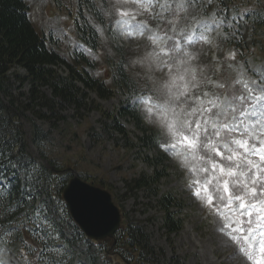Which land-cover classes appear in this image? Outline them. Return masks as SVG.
Segmentation results:
<instances>
[{
    "label": "rangeland",
    "instance_id": "obj_1",
    "mask_svg": "<svg viewBox=\"0 0 264 264\" xmlns=\"http://www.w3.org/2000/svg\"><path fill=\"white\" fill-rule=\"evenodd\" d=\"M26 1L34 28L39 33H44L45 36L51 34L53 40L56 39L60 42L59 48L62 51H69L76 43L72 14L74 12L73 5L79 6L78 4L76 6V0H58V3L53 0ZM173 1L174 4L180 2V0H167L168 3ZM160 2L163 4L165 0H160ZM263 2L264 0H261V3ZM62 4L65 5V8L58 9ZM114 4L115 0H106L105 15L117 17L110 32L107 29L98 31L99 47L94 53V57L90 58L95 65L96 77L111 83V70L107 67L106 62L115 55L112 46L117 48L123 46L126 62L129 65L128 74L131 76L132 82L135 83L134 87L128 88L126 93L119 89V91L115 90L114 95L103 100L93 92L89 93L87 107L79 111L67 103L56 104L53 115H50L46 108L39 109L37 106L33 109L28 105L23 110L20 108L23 111L20 112V120L25 131L27 153L40 165L47 168L56 166L65 172L68 179L77 175L88 183L107 190L122 214V222L127 218L142 226L150 238V244L154 250L164 255L159 259L161 264H172L173 260L179 261L180 264H251L239 253L238 246L227 235L231 228L226 229L225 232L220 231L224 224L229 222L225 218L228 216L229 209L220 205L218 201H214V206L210 210L201 198L193 194L194 188L189 186V182L199 179L201 183L196 187L202 188L203 182L207 178L206 174L199 171L200 161L195 159L193 154L180 144L175 150L162 147V151L167 156L164 164L168 166V175L160 179L158 195L155 191L134 189L128 186V183L142 174H152L153 169L148 164L146 156L149 158L156 156L157 149L144 150L139 147H130L131 142L136 141L134 134H140L133 120L120 118L122 125L129 132L126 138L106 127V124H111L107 118L108 113H115L120 107H129L134 110L135 114L142 115L143 126L158 132L165 145L173 143L174 141L170 137L162 135L156 117H153L151 122L149 121L145 104L136 103L133 98L140 96L156 100L158 97L164 96L162 85L170 78L169 69L166 66L158 67V64L166 62L172 64L173 72H175L179 62L187 61L181 67L195 71L194 83L197 85L196 88L190 87L189 94L195 89L200 92L205 84L202 76L209 74L210 61L205 59L207 55L204 53L203 56L199 48L202 47L203 50L205 43L214 44L216 36L221 31L220 24L219 26L212 25L207 30L198 27L193 29L192 26L196 25L197 21L216 20L213 12H210L205 16L194 18L191 25L186 28L177 29L176 36L181 45L189 44L187 34L195 33L194 39L190 43L192 50L166 61V58L161 56V48L164 49L169 37L161 36L158 31V26L161 27V24L157 23L160 16L151 18L150 22L149 19H143L146 14L141 13L137 16V20L146 24L144 33H134L129 36L116 24V20L120 17L113 7ZM160 5L158 11L162 15ZM119 7L124 10H133L136 5L129 3ZM164 13L166 14V12ZM173 30L172 27L170 31ZM201 33H203L204 39H199ZM154 34L159 37L155 42L150 38ZM255 39L261 40V44L260 41L259 44L255 43L257 47L253 51H249L251 56L246 57L247 68L239 61L236 62V59H230L235 56L231 52L228 53L229 58L225 59L229 65L238 63L231 64L230 67L233 68L237 81L247 93L245 84L255 87L252 84L253 81H257L261 87H264V79H262L264 77V31L257 30ZM245 44H250L248 38L245 40ZM157 54L159 60L156 58ZM214 59L216 60V58ZM57 71L59 74H64L65 67H58ZM17 73L25 75L24 69L21 68L17 69ZM11 83L13 84L12 94L18 97L22 106L29 104L30 84L28 82L21 84L13 75ZM208 85L209 83L206 84V87ZM217 85V81L211 82V86L216 87ZM41 93L47 98L51 97L50 89L46 87L41 88ZM209 95L211 94L209 93ZM226 99L230 98L227 97L221 101L217 107V113L223 107V102ZM205 106L204 100L191 102L189 99L185 104L182 98L181 106L176 110L182 113L191 111L192 108H199L203 112ZM217 113L215 118L210 121V125L213 120L217 119ZM39 115L45 116L40 117ZM32 123L39 126L45 136L39 146L33 140ZM209 130L211 131L210 128ZM221 148L223 149L222 144ZM213 158L220 161L218 156ZM162 193L171 194L184 204L180 212V216L184 219L183 227L177 234L170 236H167L162 228L163 213L158 202V196ZM206 195L201 191L202 197ZM56 212L59 216V211ZM241 219L246 220L247 217H241ZM11 239L12 243L10 244H0V260L5 264H23L20 257L21 247L19 243L18 245L16 243L18 238L14 234ZM65 251L72 258V263H67L65 260L67 264H87L86 246L83 243L76 244ZM68 255L65 259L68 258ZM115 261L118 262L116 258ZM98 264H103L101 258H99Z\"/></svg>",
    "mask_w": 264,
    "mask_h": 264
},
{
    "label": "trees",
    "instance_id": "obj_2",
    "mask_svg": "<svg viewBox=\"0 0 264 264\" xmlns=\"http://www.w3.org/2000/svg\"><path fill=\"white\" fill-rule=\"evenodd\" d=\"M53 2L58 3V0H53ZM76 3L79 6L73 5L75 11L72 14L77 46L64 52L59 48L60 42L56 39L53 40L51 34L45 36L44 33H39L34 28L26 0H0V149L5 152L11 151L13 159L19 154L21 158H31L36 163L35 159L30 157L26 151L25 131L20 120V112L23 111L20 108L23 110L31 106L33 109L37 106L39 109L46 108L50 115H53L56 104L67 103L79 111L87 107L89 93L93 92L99 99L103 100L113 95L114 88L124 90L135 85L127 73L126 53L122 47L112 46L115 55L106 62L107 67L111 70V83L96 77L94 62L86 55V52L88 53L87 49L94 52L98 50L99 34L97 28L108 30L113 21V16L105 15L107 11L106 0H77ZM217 3V13L224 22V30L228 37L223 38L221 42L229 38V40H235L230 43V47L237 53L242 51V43L245 37L253 39L256 37L257 30L264 31V2L261 3V0H217ZM64 8L65 5L62 4L58 9L63 10ZM245 9H250L251 12L244 11ZM230 12L234 13L235 19H233L234 16H230ZM238 13H242V15H238ZM174 19L179 23L181 21L176 14ZM229 24L232 26L228 27ZM61 66L65 67L64 74H59L57 71V68ZM19 68L24 69L25 75L17 73ZM224 69L225 67H222L223 72H225ZM12 75L21 84L24 82L30 84L29 104L22 106L23 104L19 102L18 97L12 94ZM43 87L50 89V98L41 93ZM133 111L129 107H120L117 112L108 113L107 118L111 124H106V127L126 138L129 132L122 125L120 118L133 120L140 134H134L136 141L131 142L130 147H139L144 150L157 149L156 156L151 158L146 156L148 164L153 169L152 174H142L128 183L131 188L155 191L157 194L159 193L158 183L160 179L168 175V166L164 164L167 157L157 148L161 139L159 133L143 126L142 115L135 114ZM39 116L44 117L45 115ZM32 124L33 140L39 146L45 136L39 126L35 123ZM38 165L40 166L37 170L39 183L35 185V194L31 200V205L29 206L28 201L25 200L23 206L15 210L14 215L10 218L12 226L17 224L22 215H26V213H28L27 216L35 214L37 201L40 202L41 206L39 212L48 213H51V210L48 209L50 204L55 202L66 224L64 228L71 235V240L68 242H75L74 237L81 236V234L78 227L69 218L60 197V192L68 178L65 174L56 172L58 171L56 166L47 168ZM203 166L208 167L206 164ZM12 171L11 168L7 169L5 173L7 179L3 185H0L4 188L5 207H7L8 191L15 192L14 198H19L20 187L23 183L19 177L13 178L11 176ZM9 181H14V185ZM158 202L163 213L162 228L165 234L167 236L177 234L183 226V219L179 215L184 205L183 202L168 193L160 194ZM52 213L54 214V212ZM53 219L55 220V218ZM26 221L25 226L16 233L20 241L22 237L23 241H26L33 248H43L46 241L48 248L55 250V244L60 239L64 240L61 231L63 227L58 221L55 220V224L47 228L42 226L43 221L34 222L29 218H26ZM115 240L114 245H112V241L99 244L90 242L88 244L89 262L94 264L97 259L96 252L99 251L105 259H110L111 255L115 258L117 256L123 264H161L159 259L164 255L154 250L144 228L135 221L123 219ZM24 249L27 251L26 248ZM45 256L58 261L55 251H48ZM118 258L116 259L118 260ZM172 264L180 263L173 260Z\"/></svg>",
    "mask_w": 264,
    "mask_h": 264
},
{
    "label": "snow or ice",
    "instance_id": "obj_3",
    "mask_svg": "<svg viewBox=\"0 0 264 264\" xmlns=\"http://www.w3.org/2000/svg\"><path fill=\"white\" fill-rule=\"evenodd\" d=\"M157 2L158 0H115L113 7L120 17L116 20L117 26L129 36L134 33L143 34L146 24L138 21L137 16L148 12ZM129 3L136 5V8L124 10L119 7ZM188 3L189 0H180L179 3L171 4L165 0L160 5L161 13H171L173 7L178 11L184 10ZM244 11L251 12L250 9ZM160 18L164 17L160 15ZM222 23L223 20H204L197 21V24L192 27L207 30L212 25L219 26ZM194 36V32L187 34L189 43L193 41ZM150 38L154 42L159 39L155 34ZM199 39H204L203 33ZM179 49L178 43L172 45L173 52ZM161 51L163 52V47ZM156 58L159 60L158 54ZM186 63L187 61L179 62L175 72L170 62L158 64V67L166 66L169 69L170 78L162 85L164 96L156 100L151 97L138 96L133 100L136 103L145 104L149 121L151 122L152 118L156 117L162 135H167L174 141L168 145L162 143V147L175 150L180 144L193 154L195 159L208 165V167L199 169L201 173L207 175L202 188L196 187L201 183L199 179L189 182V186L194 188L193 194L201 198L210 210L214 206V201L228 208L229 213L225 218L229 222L225 223L220 231L225 232L226 229L231 228L227 235L238 246L239 253L251 264H264V87H261L257 81H253L252 84L255 87L245 84L248 91L247 96L232 95L231 99H226L217 113V119L211 122V131H209L206 127L209 123L207 119L203 122L199 119L190 120L192 117L204 115L199 108H192L191 111L182 113L176 110L181 106L182 98L185 104L191 99L189 97L190 87H197L194 83L195 71L181 67ZM213 107L217 105L213 104ZM221 143L226 151H222L217 146ZM197 153L200 154L196 155ZM214 156L220 157V161L215 160ZM39 167L31 158L24 159L17 154L13 159L11 151L5 152L0 149V185H3L7 179L5 173L8 168L13 170L11 172L13 178L19 177L23 181L19 198H14L15 192L8 191L7 207L4 206V188L0 187V244L12 243L11 237L18 229L12 226L10 218L15 210L23 206L25 200L28 201L29 206L31 205L35 185L39 183L37 175ZM9 183L14 185V181H9ZM201 191L207 195L202 197ZM40 207L37 206L32 219H39ZM241 217H247V219L242 220ZM21 242L27 249V251L21 249L20 252L23 264H62L61 261L45 256L48 251L60 252V249H49L46 241L41 249L33 248L23 241L22 237ZM0 264H5V262L0 260Z\"/></svg>",
    "mask_w": 264,
    "mask_h": 264
},
{
    "label": "water",
    "instance_id": "obj_4",
    "mask_svg": "<svg viewBox=\"0 0 264 264\" xmlns=\"http://www.w3.org/2000/svg\"><path fill=\"white\" fill-rule=\"evenodd\" d=\"M68 211L89 238H111L120 226V212L111 195L75 176L62 191Z\"/></svg>",
    "mask_w": 264,
    "mask_h": 264
}]
</instances>
